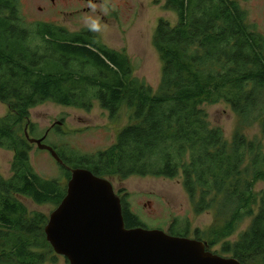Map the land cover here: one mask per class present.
I'll list each match as a JSON object with an SVG mask.
<instances>
[{
  "label": "trees",
  "instance_id": "1",
  "mask_svg": "<svg viewBox=\"0 0 264 264\" xmlns=\"http://www.w3.org/2000/svg\"><path fill=\"white\" fill-rule=\"evenodd\" d=\"M164 6L178 21L160 20L155 30L162 75L154 93L133 77L130 59L102 45L97 34L47 23L29 29L18 2L0 0V102L9 111L0 117V149L13 153L11 176L0 174V264L57 262L44 233L48 217L19 201L57 208L66 196L67 157L58 154L65 183L41 178L30 160L29 140H38L29 135L35 131L30 111L46 102L86 112L98 102L112 117L124 102L135 107L137 123L105 151L74 152L73 169L105 179L181 175L196 214L215 206L227 216L209 244H217V235L228 239L252 218L222 253L241 264L264 259V190H254L255 182L264 183L263 145L240 133L229 143L202 109L224 101L245 124L259 121L264 132V36L235 0H165ZM120 199L126 227H144ZM176 232L174 226L169 235L187 237L188 227L184 235Z\"/></svg>",
  "mask_w": 264,
  "mask_h": 264
},
{
  "label": "rangeland",
  "instance_id": "2",
  "mask_svg": "<svg viewBox=\"0 0 264 264\" xmlns=\"http://www.w3.org/2000/svg\"><path fill=\"white\" fill-rule=\"evenodd\" d=\"M16 1L20 15L29 29L35 24L47 23L72 33L88 30L83 23L84 14L72 13L78 9L76 6H63V3L58 2L60 8L57 9L65 12L57 14V11L52 13L54 9L51 11L47 8V0ZM235 1L247 13V23L264 36V0ZM69 2L76 4L77 0ZM96 4L109 8V14L106 16L99 9L96 13L101 16V22L105 26L102 32L95 33L101 44L126 55L131 61L133 77L144 82L156 93L162 75V62L153 46V36L160 20L167 21L172 26L176 25V13L164 9L165 0H101ZM202 109L207 115L210 127L222 129L224 138L229 143L235 134L240 133L249 140L261 141L264 150V132L259 121L245 124L230 104L224 101L203 105ZM8 112L7 106L0 102V117H5ZM134 114L135 107H129L126 102L114 117L98 102H95L88 112L46 102L30 111L29 121L35 126V131L29 132V135L31 139L44 138L43 143L46 146L67 157L66 168L70 170L76 164L74 152L93 155L109 149L115 144L122 130L137 123ZM32 145L30 160L36 174L43 179H56L65 183V169L50 153L39 150L35 144ZM12 160V152L0 149V174L4 178L11 176ZM107 179L144 228L162 230L169 234V230L175 226L180 231L175 234L184 235L181 232L188 227V238H199V241L207 243L210 252L224 258L231 256L222 253V246L238 241L252 221V218L245 220L228 239L224 240L217 235V244L211 245L209 243L215 242L213 233L218 234L222 230L226 221L222 217L227 216L218 214L215 206L210 211L196 214L194 203L184 188L181 175L173 179L153 176H131L124 180L118 177ZM254 190H264V183L255 182ZM19 201L29 212L42 213L48 219L56 209L53 205H36L25 198H19ZM56 264L69 263L64 257L57 256ZM253 264H264V259H258Z\"/></svg>",
  "mask_w": 264,
  "mask_h": 264
},
{
  "label": "water",
  "instance_id": "3",
  "mask_svg": "<svg viewBox=\"0 0 264 264\" xmlns=\"http://www.w3.org/2000/svg\"><path fill=\"white\" fill-rule=\"evenodd\" d=\"M43 140L29 142L63 166L57 152ZM70 172L66 196L44 229L55 255L69 264H241L210 252L207 243L197 239L127 228L121 199L108 179L86 169Z\"/></svg>",
  "mask_w": 264,
  "mask_h": 264
},
{
  "label": "clouds",
  "instance_id": "4",
  "mask_svg": "<svg viewBox=\"0 0 264 264\" xmlns=\"http://www.w3.org/2000/svg\"><path fill=\"white\" fill-rule=\"evenodd\" d=\"M86 6L90 9V12L84 14V25L93 33L102 32L105 26L101 22V16L96 13L99 9L100 12L106 16L109 14V8L106 5H97L96 3H93L92 0H89Z\"/></svg>",
  "mask_w": 264,
  "mask_h": 264
},
{
  "label": "flooded vegetation",
  "instance_id": "5",
  "mask_svg": "<svg viewBox=\"0 0 264 264\" xmlns=\"http://www.w3.org/2000/svg\"><path fill=\"white\" fill-rule=\"evenodd\" d=\"M58 2L63 3V6H65V5L76 6L75 8H78V9L75 10L74 12H72L75 14H80V13L85 14V13L90 12V9H88L87 6H84V5H87L89 0H77L76 4H71L69 2V0H47V8H49V10H51V11H52V9H54L52 11V13H55L56 11H57V14H61V13L65 12V11H62L61 9H57V8H60ZM92 2L97 3V2H101V0H92ZM120 198H122V197H120Z\"/></svg>",
  "mask_w": 264,
  "mask_h": 264
}]
</instances>
